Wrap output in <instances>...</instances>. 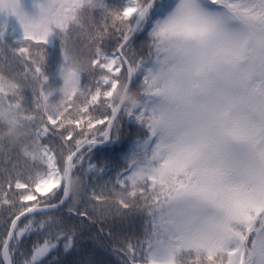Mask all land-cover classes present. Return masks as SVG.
<instances>
[{"label":"snow or ice","instance_id":"snow-or-ice-1","mask_svg":"<svg viewBox=\"0 0 264 264\" xmlns=\"http://www.w3.org/2000/svg\"><path fill=\"white\" fill-rule=\"evenodd\" d=\"M156 4L43 0L33 18L20 0H0V14L15 17L23 30L22 40L10 46L3 43L7 23L0 25V136L9 128L24 133L16 143L0 139V147L28 162L26 173L13 177L5 170L0 181V207L9 211L0 264H17L14 257L24 256L21 246L33 233L45 239L20 264H41L61 242L65 251L73 247L74 234L56 212L63 206L92 219L73 202L78 175L101 216L144 217V238L113 249L121 264H264V0H182L189 14L214 22L216 36L206 49L202 85L192 71L200 49L192 46L190 57L175 61L185 78L175 95L156 76L158 66L174 59L170 47L153 39L165 19L149 33L147 51L132 45ZM52 34L61 42L63 64L76 52L88 67L78 91L45 112L44 46ZM109 39L115 41L110 51ZM124 85L141 96L139 107L113 100ZM25 90L32 93L31 108ZM125 121L139 137L126 146ZM32 140L39 150L28 146ZM101 149L111 156L98 165L92 159ZM114 160L122 162L119 169ZM107 201L112 207L105 210Z\"/></svg>","mask_w":264,"mask_h":264},{"label":"trees","instance_id":"trees-1","mask_svg":"<svg viewBox=\"0 0 264 264\" xmlns=\"http://www.w3.org/2000/svg\"><path fill=\"white\" fill-rule=\"evenodd\" d=\"M167 0H157L156 7L153 9L148 22L142 27V30L133 38L132 45L138 51L142 53L147 51V43L150 39L149 33L152 31L156 23L160 22L158 15L155 13L157 8L166 6ZM20 3L25 5V9L38 16L39 9L37 4L43 3V0H23ZM110 6H123L124 0H107ZM15 17L6 18L4 15L0 14V25L7 23V31L4 36L3 43L10 46H16L19 40H16L11 34V25L15 21ZM115 45L114 40H106L105 48L106 50H111ZM45 63L43 66V72L48 78L49 84L53 87L60 86L59 72L64 63L63 52L61 48V42L59 38L55 35H51V45L44 46ZM5 75L8 73L5 72ZM143 79V73L138 74L135 77L133 88L138 86ZM81 82L83 84L88 83L87 74H82ZM26 105L32 107V93L30 90H25L24 92ZM52 101L59 99V95H54ZM98 127H102L98 125ZM139 138L138 129L136 126L130 127L127 121L123 125V135H122V145H127L129 141ZM56 143H59L56 138H53ZM119 149H117L118 151ZM110 153H105L104 150H97L93 154L92 162L96 164H101L105 158L110 157ZM27 161L21 155H18L15 149L7 150L0 147V181L3 179L5 170L13 177L16 175L17 171L26 173ZM122 166V162L113 161L112 167L114 169H119ZM111 177L115 176V171L110 173ZM80 181L79 191L77 192L74 188L75 198L74 204L81 211H87L89 216L92 217L91 220L83 219L77 215H70L67 212V208L62 206V210L57 211V218L63 223L65 229L74 234V244L71 249L65 251L63 248V243L58 245L57 250H54L45 257L41 264H121V256L114 253V248H121L124 246V242L129 238H134L133 243L136 239L142 240L144 238V217L140 215L120 217L114 213H105L101 216L98 212H95L92 208V204L95 201H88L85 193L90 194L91 187H84L83 175L77 176ZM109 177H105L108 179ZM94 182L91 178L88 179V185H92ZM97 189V193H99ZM62 195V193H61ZM38 198L43 199L37 194ZM32 203V202H30ZM105 210L112 207L111 201H107L102 206ZM40 218L39 216L37 217ZM9 220V211L7 206L0 207V238L5 234L7 225L5 221ZM23 221L20 223L22 224ZM45 239L43 233H33L24 239L21 246V251L24 256L21 257L17 254L14 259L17 264L24 258H29L31 254L32 247L35 243H42Z\"/></svg>","mask_w":264,"mask_h":264},{"label":"clouds","instance_id":"clouds-1","mask_svg":"<svg viewBox=\"0 0 264 264\" xmlns=\"http://www.w3.org/2000/svg\"><path fill=\"white\" fill-rule=\"evenodd\" d=\"M181 4L182 0L165 19L161 28H158L153 34V39L161 46L170 47L171 55L174 58L173 62L162 64L156 70L158 80L165 91L171 95H175L183 89L185 79L175 61L190 57L192 46L201 50L193 60V76L197 86L204 83L208 75L205 67L206 49L216 36V28L212 20H204L195 12L189 14L181 7ZM87 67V59L73 52L59 72L60 86L53 87L48 80L45 81L47 98L40 104L41 110L52 112L56 109V102L51 101L54 95L58 94L59 97H63L78 91L80 73ZM6 87L10 88L7 85ZM113 100L121 106L130 108L139 107L141 104V96L134 90H128L126 85L116 89ZM23 135V132L9 128L0 136V139L12 138L13 143H16ZM28 146L35 150L40 148V144L35 140L30 141ZM72 184L77 185L78 178L73 179Z\"/></svg>","mask_w":264,"mask_h":264},{"label":"rangeland","instance_id":"rangeland-1","mask_svg":"<svg viewBox=\"0 0 264 264\" xmlns=\"http://www.w3.org/2000/svg\"><path fill=\"white\" fill-rule=\"evenodd\" d=\"M20 1H23V0H20ZM179 2H180V0H178V2H177L176 4H175V1L170 2L167 11H166V12H161L162 17H163L164 19H166V18H167L172 12H173V10L177 7V5H178ZM21 6H22V9H23V11L25 12V14H27L28 16L33 17V18L36 17L34 14L28 12V11L25 9V5H24V4L21 3ZM209 11H210V9H209ZM164 19H163V20H164ZM163 20H161V21H163ZM11 32H12V35H13L14 37H16V38L19 39V40H22V37H23V30H22V28H21L19 22H18L16 19H15L14 23H13L12 26H11ZM49 43H50V36H49V38H48V42H47L46 45H48ZM38 194H39V193H38Z\"/></svg>","mask_w":264,"mask_h":264},{"label":"water","instance_id":"water-1","mask_svg":"<svg viewBox=\"0 0 264 264\" xmlns=\"http://www.w3.org/2000/svg\"><path fill=\"white\" fill-rule=\"evenodd\" d=\"M19 223V222H18Z\"/></svg>","mask_w":264,"mask_h":264}]
</instances>
